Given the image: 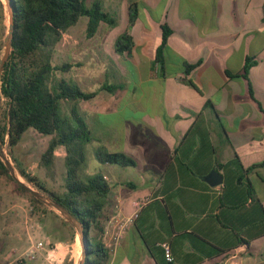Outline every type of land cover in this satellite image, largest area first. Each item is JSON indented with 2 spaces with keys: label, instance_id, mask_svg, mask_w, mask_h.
<instances>
[{
  "label": "crops",
  "instance_id": "1",
  "mask_svg": "<svg viewBox=\"0 0 264 264\" xmlns=\"http://www.w3.org/2000/svg\"><path fill=\"white\" fill-rule=\"evenodd\" d=\"M136 1L156 27L140 18L136 6L129 28L133 46L125 54L132 62L129 78L114 92L89 90L96 92L93 99L72 104L81 105L79 115L87 111L92 120L119 107V126L105 124L100 130L113 140L111 152L136 163L103 164L119 167V172L110 170L115 177L103 175L109 185L101 237L107 264H264V0ZM162 25L171 31L164 71L155 63ZM247 57L256 64L245 76ZM124 62L121 57L119 72ZM184 62L196 64L189 75ZM64 157L59 147L50 168L22 167L57 192L63 187ZM213 171L219 176L215 186L207 182ZM2 193V201L14 198L5 213H10V241L21 252L40 241L45 251L50 248L49 264H75L74 241L48 231L46 221L56 231L57 220L47 212H31L29 200L18 193ZM143 199L147 203L134 222L122 226L132 203ZM164 243L171 247L170 263ZM243 244L245 253L223 257ZM44 255L15 263L48 264Z\"/></svg>",
  "mask_w": 264,
  "mask_h": 264
},
{
  "label": "trees",
  "instance_id": "2",
  "mask_svg": "<svg viewBox=\"0 0 264 264\" xmlns=\"http://www.w3.org/2000/svg\"><path fill=\"white\" fill-rule=\"evenodd\" d=\"M13 11V37L11 51L0 76V97L4 101L0 116V145H6L8 154L21 141L22 136L33 130L41 136L49 137L46 149L40 156L39 165L50 168L57 148L65 150L63 192L47 189L36 176L27 173L12 159L15 169L29 185L33 186L65 208L78 220L86 235V259L84 264H107L109 253L101 241L103 235V212L109 194V185L101 174L80 181L78 173L86 164V146L92 141L91 132L80 117L76 106L70 109V118L61 117V103L87 101L96 92L83 91L65 80L55 78L57 72H68L73 65L63 63L53 66L51 55L62 35L75 26L80 18L86 17L85 35L94 37L101 23L115 26L116 19L105 11L100 0H95L88 8L84 0H9ZM137 18V8L128 9V29L115 39L116 53L129 54L133 43L129 28ZM161 43L156 50L155 63L164 71V52L171 31L162 25ZM256 64L254 57H247L244 75ZM184 74L189 75L196 64L183 63ZM164 74V73H163ZM190 86H194L190 80ZM102 90L114 92L119 85L101 86ZM250 95L253 96L249 85ZM95 157L101 164L120 167H135V161L119 152H108L104 148L95 150ZM0 176L11 179L9 170L0 160ZM250 188V184H248ZM19 190L29 196L33 213L53 214L61 225L68 228L74 241L73 228L55 212L32 197L20 185ZM40 211V212H38ZM95 234V236L91 235ZM168 262V261H167ZM170 263V262H169Z\"/></svg>",
  "mask_w": 264,
  "mask_h": 264
},
{
  "label": "rangeland",
  "instance_id": "3",
  "mask_svg": "<svg viewBox=\"0 0 264 264\" xmlns=\"http://www.w3.org/2000/svg\"><path fill=\"white\" fill-rule=\"evenodd\" d=\"M93 1L95 0H84L85 5L88 8L91 6ZM100 1L102 3L101 5L103 6V9L105 11H109L112 16L116 19V25L107 26L106 24L101 23L99 25L96 35L90 39H87L85 35L87 18L82 17L79 19L75 26L69 28L62 35L61 40L54 48L51 55V63L53 66H60L63 63H69L73 65V67L66 73H55V78L58 80L62 79L67 82L75 83L83 91H98L102 84L107 83L117 85L124 79H126V76L127 78H129V73L132 64L131 60L127 58L125 54L116 53L114 50L115 39L118 36L122 35L128 29L129 7L134 8V6H137L140 11V18H148V21L151 24V29L154 30L156 27L155 21L150 16H148V13L145 12L142 4H138V1L136 0ZM8 26L9 14L6 7V3L5 0H0V62L4 54V45L6 41ZM121 57L125 61L124 65L122 64L124 72H122L121 70L119 72V59ZM111 99H113V97H111ZM72 104L73 103L71 102L61 103V117L70 118L69 112L70 108L72 107ZM76 106L79 111L82 109L81 105ZM3 109L4 101L3 98L0 97V116L3 113ZM80 115L82 119H86V121H88V123H90L89 125L92 127V141L86 146V164L85 167L78 173L79 180L86 181L87 178L96 174H101L102 176L111 175V177H115L114 174H110V170L111 168H114L117 170V172H119V167H112L99 163L95 157L94 152L97 148H104L108 152L116 150L113 148L115 145L112 142L113 140L105 137V130H103L104 133H101L100 126L102 125V127H105V124H108V126L110 127H118L119 107H117L115 111L110 112L107 117L96 116L93 120L88 118L89 114L87 113V111L81 113ZM104 118H108V120ZM48 140L49 137L38 135L37 133H35V131L30 130L22 136L21 141L13 150L12 156L8 154L6 145H0V156L4 155L11 162L14 168L15 166L12 159H14L23 167L34 166L36 165V163H39L40 156L46 149ZM19 180L30 188L36 190L33 186L29 185L23 178H19ZM18 185L19 184L12 178L8 179L5 176H0V191L4 192L2 193L3 195H6V192L18 193L23 198H27L29 200V196L27 194L22 193L19 190ZM60 188L58 187L59 190L57 188L54 189L62 191V188ZM2 197L0 196V213H4L0 218V223H3V225H0V264H8L10 262H13V264H21L15 263L16 255L11 254L10 252L12 248L16 249L18 252L21 251L18 245L10 241V234L12 232L10 230L11 227L7 226L10 213H5L8 209L12 208L14 198L12 199V197H9L11 201H2ZM49 214L52 216L54 221L57 220L58 225L60 227H58L55 231V226H53L52 224L51 227V223L49 224L46 221V224L49 226L48 231L55 233L54 235L60 240H70L71 235L68 228L62 226L60 220L57 219L53 214ZM47 250H50V248H47ZM50 255L52 256L51 253ZM80 256V239L75 235L72 258L75 264H78ZM44 258H46V254L44 255ZM49 260L50 259H47V261L45 262L49 264Z\"/></svg>",
  "mask_w": 264,
  "mask_h": 264
},
{
  "label": "water",
  "instance_id": "4",
  "mask_svg": "<svg viewBox=\"0 0 264 264\" xmlns=\"http://www.w3.org/2000/svg\"><path fill=\"white\" fill-rule=\"evenodd\" d=\"M6 7L9 14V26L6 36V41L4 45V54L0 62V72L3 69V66L8 60V57L10 55L11 51V42L13 37V11L10 5L9 0H5ZM1 160L4 164V166L9 170L10 176L13 180H15L25 191H27L32 197L37 199L39 202H41L44 206L55 212L58 216H60L64 221H66L74 230L75 235L80 239V246H81V256L78 260V264H84L86 259V235L84 232V228L82 224L76 220L65 208H63L60 204L52 200L50 197H48L46 194L39 190H34L24 184L22 181L19 180L20 175L15 170V168L12 166L11 162L4 156L1 155ZM214 176H218L217 172L213 171L209 178L210 180L207 181L208 184L215 186L219 184V181L215 180ZM219 178V176H218Z\"/></svg>",
  "mask_w": 264,
  "mask_h": 264
},
{
  "label": "built area",
  "instance_id": "5",
  "mask_svg": "<svg viewBox=\"0 0 264 264\" xmlns=\"http://www.w3.org/2000/svg\"><path fill=\"white\" fill-rule=\"evenodd\" d=\"M147 203V199H143V200H136L132 203L133 206V212L130 216L124 218L121 221L122 226L124 225H128V224H132L134 222V220L137 218L139 211L141 210V208H143ZM29 210L32 212V206H30ZM115 222H117L119 224V218H115L114 220ZM115 240H119V225H118V229L116 231L115 234ZM45 246L42 242L37 241L34 243H31L29 245V247L22 251V252H18L16 249L12 248L10 250L11 254L16 255L15 261L16 262H20L22 260L25 259H30L33 260L37 257L38 254L45 252L46 254V258L51 259V255L50 254V250L45 251ZM162 251H163V255L166 261L171 262L173 260L172 258V253H171V247L168 243H164L161 245ZM246 249L244 244L238 246L234 252L231 253H225L223 254V257H225L226 260H228L229 258H234L236 257L239 253H245ZM225 264H238V263H234V262H226Z\"/></svg>",
  "mask_w": 264,
  "mask_h": 264
}]
</instances>
